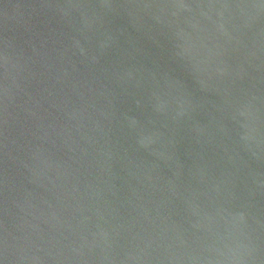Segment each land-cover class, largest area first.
<instances>
[{
  "label": "water",
  "instance_id": "obj_1",
  "mask_svg": "<svg viewBox=\"0 0 264 264\" xmlns=\"http://www.w3.org/2000/svg\"><path fill=\"white\" fill-rule=\"evenodd\" d=\"M0 264H264V0H0Z\"/></svg>",
  "mask_w": 264,
  "mask_h": 264
}]
</instances>
